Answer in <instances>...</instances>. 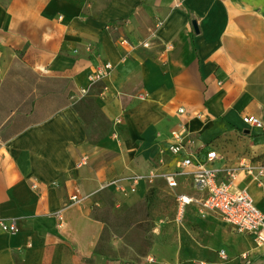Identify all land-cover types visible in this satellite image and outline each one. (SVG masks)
Instances as JSON below:
<instances>
[{"label": "crops", "instance_id": "0c3cea01", "mask_svg": "<svg viewBox=\"0 0 264 264\" xmlns=\"http://www.w3.org/2000/svg\"><path fill=\"white\" fill-rule=\"evenodd\" d=\"M179 126L222 176L240 168L234 188L264 213V0H0V217L17 227L0 232V264H264V245L205 215L211 231L178 232L175 252H114L127 240L92 199L148 163L175 171L162 150Z\"/></svg>", "mask_w": 264, "mask_h": 264}, {"label": "built area", "instance_id": "2783aa9c", "mask_svg": "<svg viewBox=\"0 0 264 264\" xmlns=\"http://www.w3.org/2000/svg\"><path fill=\"white\" fill-rule=\"evenodd\" d=\"M147 46V43L143 44V47ZM88 51L92 52V49L88 48ZM113 68L109 61L96 63L88 76L89 82L104 80ZM139 98H143V95L140 94ZM178 112L182 114L184 111L181 109ZM243 122L251 127L260 126V121L252 116L245 117ZM165 153L167 157L175 160L177 169L159 177L163 178L170 190L178 188L180 178H187L198 197L176 195L179 214L184 212L186 206L197 201L204 209L218 214L233 232L252 236L258 246L264 245V213L255 206L244 190L234 188L240 168H226L223 170L225 175L222 176L221 171L213 167L219 160L216 151L210 148L209 143L202 142L183 126L170 131ZM87 161V158H82L79 165L85 166ZM259 173L264 174V166L260 167ZM140 180L136 177L128 182L130 193H135ZM16 231L17 227L13 222L0 217V232L11 234ZM219 255L226 257L224 251H220ZM243 259H247L245 254Z\"/></svg>", "mask_w": 264, "mask_h": 264}, {"label": "rangeland", "instance_id": "374dc122", "mask_svg": "<svg viewBox=\"0 0 264 264\" xmlns=\"http://www.w3.org/2000/svg\"><path fill=\"white\" fill-rule=\"evenodd\" d=\"M162 151L164 160H169L164 148ZM160 166L161 161L156 164L148 163L145 166L144 178L138 177L145 184L142 195H138L137 187L135 193H130L128 187L123 186L124 189L118 191L119 195L106 189L104 193L92 199L89 210L95 212L99 209L100 212L96 213V216H105L112 221V239L126 238L125 244L120 243L114 249L116 254L126 259L125 262L175 252L180 231L188 236H191L192 232L206 236L212 228L202 224L200 218L203 215L211 218L213 225L221 223L227 226L218 214L204 209L197 201L189 204L184 209L185 212L179 214L174 192L168 188L163 178L159 177L163 174ZM150 174L156 177H151ZM189 188V180L180 178L176 192H188L190 196L198 198L195 191ZM188 209L191 210L189 219L186 218ZM226 228L231 233L230 229Z\"/></svg>", "mask_w": 264, "mask_h": 264}, {"label": "water", "instance_id": "95a60500", "mask_svg": "<svg viewBox=\"0 0 264 264\" xmlns=\"http://www.w3.org/2000/svg\"><path fill=\"white\" fill-rule=\"evenodd\" d=\"M193 25H194V27H195V29H196V25L193 23Z\"/></svg>", "mask_w": 264, "mask_h": 264}]
</instances>
